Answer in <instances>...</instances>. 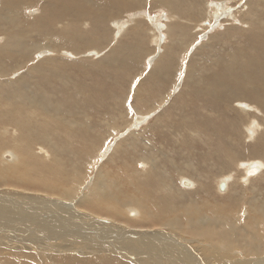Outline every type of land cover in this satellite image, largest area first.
I'll list each match as a JSON object with an SVG mask.
<instances>
[{
  "label": "rangeland",
  "instance_id": "1",
  "mask_svg": "<svg viewBox=\"0 0 264 264\" xmlns=\"http://www.w3.org/2000/svg\"><path fill=\"white\" fill-rule=\"evenodd\" d=\"M59 1L63 3L64 0H55V2H59ZM102 1L103 0H101V2ZM198 1L200 0L190 2L189 4L191 5L193 4V6L190 7L191 5H189L188 3L183 4L180 3V0H175V6H178L177 3H180L179 7L180 9H182L180 11L183 13L186 12L181 19L175 17L174 19L173 16L171 17V15L168 12L170 11V9H167L169 8L168 5L170 6V4L166 3V1L163 0H135L133 1L132 4H124V3L123 5L120 4L119 5L120 10H118L119 13L118 15H116L117 18L114 16L113 18H111L112 20L107 18L109 21L108 20L99 21L98 25L90 22L88 26H84L83 31L87 34L84 38H79L80 40L81 39L82 40L79 43H77L75 49L72 48L73 46L72 44L70 43L67 44L68 42L67 40H60L59 37H57L58 39L57 40L54 39V41L52 42L51 38H54L53 36L50 37L49 35H46L47 33L38 31L40 26L39 24L43 23L45 25L47 21L44 16H41L40 19L35 17L36 19L32 22L34 26L33 29L32 28L31 30L24 29V32H28L29 34L28 36H25L22 39L18 38V40L15 42V46L13 47L14 49L12 48L10 50V47L12 46V44L9 43L10 41L0 36V45L1 46L5 45L4 46L5 49L0 47V66L1 65L4 66V69L0 70V91H1L0 92V126L2 125V123L3 126L10 125L9 122H11L12 125L11 127L13 129H18L17 132L18 137L16 138V140L11 141L8 139L7 141L9 143H7L6 146L4 145L5 144L4 140H6L7 138L1 141L4 146L2 147L3 149L2 148L0 149L1 150L0 161L1 162L3 161L2 163L1 162L0 163L3 165V167L14 166L16 162L18 163L17 157L22 156L24 159L25 157L23 155H27V153H31L30 156L31 158L28 159L26 157L27 159L25 160V164L31 162L33 159H36V157L37 158L40 157L42 160V163L39 164L40 168L35 166L34 170L30 169L27 171L28 173L30 172L28 175L29 177H31L32 175L33 178L36 179H30L31 181L27 180V181L18 182V181H13L10 178H5L4 181L0 183V204L1 203H3L4 205L9 204L7 210H4V208L0 205V213L5 212V217L7 219L11 218L10 220H14L15 217H21V213H20L21 209H22L21 211H23V214L27 215L28 210L26 205L27 204L33 205L35 201V203H37L40 206V209L37 207L35 208L39 210L42 215L50 216L52 214V211L50 210L51 200L52 203L56 201H60V202L69 201L67 198L73 195V192L72 191L70 192V189L67 187L70 186V182L71 183L73 182L72 174L74 172L76 173V170L79 169L83 174L82 181L83 180L84 181L82 182V187L84 189L80 190L79 193L76 194V199H75L76 201H74V199L72 200V202L74 201L75 205L72 202H69L72 205H70V207L68 208H72L74 206L73 207L74 209L69 210L67 213H63L62 214L63 216L70 217L73 214V212L77 210L83 212L84 214H88L90 216V219L99 218V220L104 219V220L112 221L115 224L121 225V227L132 226L138 228L144 226V227L157 228L151 224L140 225L139 223H136V219L142 216L137 212L136 207H132V206L127 207L128 205H125V207L127 208L121 210L120 214L116 216L115 214H109L105 209H103L102 206H100L99 207L100 209L98 210L93 209L92 204L89 202V197L87 195L82 196L84 190L87 191L90 188V186L93 185V181L95 180L97 172L99 173L100 171H102V174L105 175L106 179L109 182H112L115 178L114 170L120 168L121 166L126 165L124 164L126 162L129 163L130 161H133V163L131 164L135 165V167L137 166L139 169H149L150 168L149 164H147L146 168H143L144 159L141 156V153L138 152L137 149L139 150L146 149L149 151V153L151 151L152 154H155L159 163L162 164L161 169L163 170L162 171L163 176L167 177L166 179L169 186L170 184H172L173 189L169 190V200L164 196L163 197L164 204L161 203L162 205H167L169 202L172 203L174 210L173 212L168 214V216L170 217L176 215L175 213L177 212H180V214L178 215L179 217L182 218L186 217L188 215L186 213H191V212L185 209L184 207H189L191 205L196 206L200 209H204L205 211L207 210V213L211 215L212 211L215 209L214 207H217L215 209L216 211L223 208L222 203L229 202L226 205L227 208L231 209L232 206H234L233 208L237 206V208H235V210L237 209V211L233 210V212L240 213L239 214L241 218L240 221H242L245 217L243 213H245V211L248 210L246 203L248 200H252L255 197V194L261 193V198L259 200V203L264 204V180H262L264 178L262 176L264 175V170H262V173L259 174L258 176L256 174L249 175L251 177H254L251 178L252 180L250 181V183L238 182L239 178L243 175L242 174L243 171L240 168V166L237 167L236 166L237 164H235L234 162L231 168L230 162L226 157V155L229 154L230 151L229 155H234L235 157L233 156L234 158L233 161H236V159L238 160L237 153L242 154V156L239 158L238 163L239 164L243 162L246 163L247 158L249 159L255 157V156L248 157L251 156L249 153L250 151L249 148H251V146L254 145L253 143L255 142V140L253 142V140L249 139V137L245 134L246 131L245 127L244 126L239 127V123L238 121H236V119L234 121L233 126H230L228 124L231 118H235L237 116V119H240L239 116L243 115V111L238 109L239 107L237 103L233 104L234 100L231 102H226L227 101L226 98H224L222 94H218L222 91L221 89L223 82H228L234 85L236 83L235 81L236 79L238 82L243 78L244 79L248 78V74H242L241 72L242 71L241 67L242 66L246 67V64L245 63L241 64V63L249 61L248 63L250 64L256 59L255 55L258 52L255 51V53L254 52L252 53V50H250V48L247 45L249 43L251 44V42L249 41L252 40L250 36H252L251 33L253 32L252 31L253 28L251 31L250 29L246 31L248 32V34L247 33L245 34V31L238 30V27L240 26L238 25L239 24L238 22L241 21L242 19H245V21H250V22L252 21L253 26H255L254 30L256 31L258 29L259 30L263 29L262 32H260L261 30L260 31L258 30L260 33H263L264 12L262 10H264V7L262 8L260 7L264 6L263 4L264 1L262 2V0H260V2H258L259 0H250V1L249 0H228V1L217 0V3H221V4L224 3L225 5L226 4L228 5V7L224 6L223 9H220L223 12V14L217 18H209V16L206 14L204 8L206 6L205 3L207 0L204 1L202 0L201 3ZM164 2L166 3L167 6L165 5ZM1 3L3 2L0 1V4ZM160 3L161 4L164 3V4L161 5ZM122 6L123 9H121ZM200 7L202 8V10H204V12L201 10ZM33 8L35 10L38 9L37 7H33ZM256 9L259 10L257 11L258 15L256 14L257 12L254 13ZM65 11H66L65 16L62 14V12H60V10L55 11L53 8L51 10L50 9L47 10L46 12L50 16H54V12H55L56 17L62 18V17H66L69 13V11L67 10ZM228 11H230L229 13H231V16L235 15L236 13L234 17L235 19H231L230 15L228 16L226 15ZM134 12H136L135 15H137L136 18L134 17L133 19L134 21L133 20L130 21L125 31H123L120 35L116 37L118 32H117V28L114 26L116 25L115 22H118L120 24H122L123 22L124 23L128 22L129 16H131L132 13L134 14ZM137 12L140 15H138ZM143 12L145 14H143ZM197 12L200 13L198 14ZM167 13L169 16L167 15ZM21 14H22L21 25H24L26 23H28L29 25L30 21L27 22L26 20L28 18L27 17L26 19L24 18L25 12H22ZM34 14L35 13H33V16ZM200 14H202L203 17H201ZM250 14H253V16L251 17ZM197 15L200 18V20L197 17ZM207 16L208 18H206ZM261 16H263L262 17L263 19L260 18ZM66 18L70 20L69 17ZM257 18L258 20L259 19L260 20L256 21ZM40 20L42 21L40 22ZM176 22L178 25L176 24ZM254 22L255 23L258 22L259 24L256 25ZM261 22L263 24H261ZM219 23H220V27L219 26L217 27ZM99 24L100 25L103 24V27L102 25L99 27ZM62 26H63L62 23L57 24V27L59 28H61ZM256 26H258L257 29ZM159 27L161 29H159ZM189 27L192 29H190ZM78 30L77 32L74 31L75 41L76 38L78 37L77 36V33L79 32ZM230 30L233 32H231ZM228 34L229 35L232 34V35L229 37ZM236 35L239 36L238 38H240V40L237 38ZM188 36L190 37V39ZM241 37L243 38L241 39ZM248 37H250L251 39ZM90 38H92L93 40L95 39L101 45L98 44L99 46H97L95 40L94 43L93 42L89 43V41H93ZM232 40L234 41L236 40V41L235 42L233 41L231 43L230 41ZM47 41L50 42V48L49 46L48 48L45 47V45L47 46V44H49L47 43ZM58 41H62V43ZM38 42L40 44L43 43L42 44L43 46L38 44ZM83 42L89 44L84 45ZM225 42H227L226 45ZM81 43L82 46L86 47L85 50H83L84 47L81 48ZM241 43H243L245 50L240 52ZM31 44L33 47L31 46ZM17 45L18 47H16ZM93 45L96 46L93 47ZM54 46H57L55 50L57 52L52 51ZM87 46H89V48H87ZM62 49L64 50V53ZM234 52L235 55L236 54L237 55L235 58L232 59V63H230L231 65L229 63L227 64L223 62L224 59L222 57L224 55L225 57L228 55L227 58H232L234 56H232L231 54ZM247 53H249V56L246 57V55L244 54ZM240 54H242L243 56L242 55L240 56ZM248 57H251V60H249ZM221 60L225 65L227 64L226 65L227 70L225 68V65H223V63L221 62ZM75 61L78 63H76ZM209 61L212 63L210 64ZM229 65L232 67L230 68ZM32 67L33 68L36 67L35 70L39 68L38 70L40 71L37 70L38 72H34L37 78L31 80L30 83L34 81L33 83H40L41 85L36 84V86H32V87L28 86V88L36 92L40 90L41 86H44L48 90L50 97H54L58 95L57 107L62 111L56 115L59 116L58 117L59 119L61 120L64 119L67 122L66 126L68 128L60 124L59 127H53L51 130L49 129V131L48 129L45 131H41L40 128H43L45 124L39 123L38 125H36V123L34 124L33 122L24 124L22 128L19 122H17L16 119L14 118L13 115H15V113L13 112H16V108L14 107V104L21 102L23 104V101H20V98L23 96L22 94L24 93V91L18 88H20V83L25 82V79L27 82L29 81L30 77H28L27 75L32 73V71L30 70V68ZM205 67L207 69L204 70V72H202L200 75H197L199 74V71L205 69ZM42 69H46L48 70V72L45 73L41 71ZM198 69L200 70L198 71ZM1 73L6 75H1ZM236 74L238 78L236 77L235 79ZM8 76H10V78ZM226 76H228L230 80L229 79L226 80L227 79ZM259 79L260 78H258L256 83L260 81ZM12 81L13 82L16 81L17 84L16 82L11 83ZM218 83H220L221 86V87L219 86V92L214 90L213 88L217 86ZM261 83L262 82L260 81V84ZM207 84L209 85V87ZM81 85L84 89L81 88ZM263 85L264 83H262V87L261 85L260 86L257 85V87L262 88L264 90ZM16 87L17 89H15ZM14 89L15 91L13 92L12 90ZM79 89L81 90L79 91ZM81 91L82 93H80L79 95V92ZM124 91L126 95L124 94ZM212 93L215 94L213 95V97L211 96ZM51 94H53L54 96H52ZM81 94L84 95V97ZM179 95H182V97L177 98L179 97ZM263 95H264V91H263ZM70 96H72L73 99ZM202 96L205 97L203 98ZM74 97H75V101H74ZM12 98H16V99L14 100ZM76 100L78 102H76ZM14 101L16 102L14 103ZM252 101H254L252 98H247V100H243L244 104L250 103ZM261 101L264 102V99H262ZM262 102L261 104H263ZM226 103L228 108H226ZM8 104L10 105V107H8L9 106ZM179 104H181V107ZM233 105L235 106V108H237L236 112L235 110H233L234 107ZM24 107L26 109V106ZM202 107L209 108V111H205L206 109L205 108L203 109ZM259 108L262 109V112L260 111V113L256 117V120L259 122V125L262 127V132H263L264 120L262 119V115H264V108L261 105ZM211 109L213 110L210 111ZM72 110L74 116L76 117L73 116ZM10 112H12V114ZM208 113L209 115H207ZM236 113L238 114L236 115ZM189 115H191L194 118L192 122L193 127H197L199 129L198 131L200 132L198 133L193 132L192 130H189L188 126L184 124L185 118L189 117ZM215 115L216 118L218 117V119H215L214 117ZM114 120H116L118 124L117 129L111 128L112 126L111 122H115ZM248 120L249 118L248 117L246 118L245 116L244 122L247 123ZM194 121H196V124ZM14 122L15 124H13ZM184 125L185 128H188V130H184V129L182 130ZM235 126H238L239 129L237 127L235 128ZM24 127L27 128L28 131ZM224 127L226 130L224 129ZM32 129H34V131H32ZM105 129H107L108 133L106 132ZM67 131L69 134L66 133ZM258 131L261 132L260 130ZM46 133H51V135H55L54 138L57 146H53L49 148L48 146L50 144L48 142L46 141L44 143L42 142V138L44 137V135H46ZM232 134H234L235 136ZM5 136L7 135L5 134ZM62 136L64 137L67 136V137L65 139ZM239 138L241 140H238ZM125 140L128 141V145L125 144L126 142ZM206 141L210 143L208 144ZM263 141L264 138L260 136V140H259L260 144ZM215 142L219 143V145H217ZM23 148L25 150H21ZM221 148L223 151L221 150ZM115 149L118 150L116 151ZM240 149L243 150L241 151ZM245 150L248 152H245ZM127 152H130V155L132 156L133 159L130 158L127 161L124 160L126 158L125 156H127ZM205 153H207L208 155ZM260 154L261 153H256L258 157H261L262 154L261 155ZM166 156L167 158H165ZM168 158L169 160H167ZM261 158L264 159V156H262ZM229 159L231 160L232 158ZM17 165L20 164L18 163ZM27 165H33V164L29 163ZM192 166L194 167L192 168ZM199 166L201 168H198ZM229 166L231 169L229 168ZM53 174L56 176V178H60V179L68 178L71 180L64 181L58 184L57 186L54 184H49L45 180L49 179L52 176L54 177ZM232 174H234L235 177ZM225 175L226 176L232 175L233 179L236 180L235 182L238 183L235 184V182H233V186H230V188L228 189L225 188L224 190H221L217 184L220 178L223 179L224 177H226ZM183 178H185L186 182H190V181L193 182L192 183L193 187L182 185L181 180ZM143 180L145 181V183L146 182L148 183L149 181L146 177ZM258 180H262L258 182L259 189L254 190L253 183H256ZM116 181L118 183H122V180L116 179ZM86 187L88 188L86 189ZM249 187H251L252 189H250ZM127 193L128 194L121 195V197L123 198L124 195L135 196L136 194H137L136 196H140V192L139 193L135 192V195L134 192L132 191H129ZM178 195L179 197H177ZM81 198L82 200L79 202V199ZM25 199L28 203L25 201ZM230 205L232 206L230 207ZM149 206L151 207L152 210L153 207L151 205ZM14 207H17V209ZM241 207L242 210H240ZM131 213L132 214L135 213V216L132 215ZM222 216L228 217L229 215L227 213H224L222 214ZM29 217L32 218L31 215ZM261 217L264 218L263 214L261 215ZM18 222L19 219L16 220L17 224ZM23 225L24 227H27L28 231H32V230L44 231L47 229L45 232H50L48 230L49 226H38L37 228L36 225L33 228V226H31L26 222H23ZM109 226L115 228L117 231H120L118 230L117 226L114 225H109ZM109 226H105V227H109ZM161 226L164 225L161 224ZM6 227L8 228V226L3 227V229L1 230V234L6 232L7 229ZM16 227H19V224ZM56 227L57 226H55V228ZM164 228H157V229L173 232L172 236L174 238L177 237L175 238L177 242L174 241V243L188 242L191 246H193V248L195 249L197 248L196 250L199 252V254H201L200 250L203 249L202 247H210L209 243L215 244V241L213 239L203 240V237L201 235L198 236L193 235V233H191L187 229V226H184V228L182 229L170 228V227H167L165 229ZM145 229L149 230L147 228ZM24 230L27 231L26 229ZM250 232L259 234V232H257L255 228L250 229ZM21 233L23 234V232ZM41 236H46V234L40 233V236H38L39 240H42ZM87 238L88 237H86L81 244H86ZM24 239L25 238H22L21 240L24 242L25 241ZM94 240L97 243L98 238L95 237ZM5 241H10V240H5ZM22 241L20 242L22 243ZM34 245L37 246L36 248L40 249V251L42 252L41 256L44 259L43 260L42 257L37 255L35 257L34 264H65L63 262V259L68 256L80 260L76 255L68 254L66 253V251L65 253L62 252L57 253L54 252L53 248L41 247L36 243H34ZM0 246H1L0 263L4 262L2 261V259L5 260L12 257H13L12 259H21L24 262L30 260L28 259L27 256H24L23 258L22 253L17 254L13 252L14 254L11 255L9 253L10 251L7 252V256H5L6 251L3 250L8 248L9 244L7 243L5 245V243H1ZM139 246L142 247L141 245ZM218 248L221 249L222 247L219 245ZM34 249L35 248H33V250ZM1 251H3L4 253H2ZM242 252L244 251L242 249H239V252L236 253L238 255L237 257L246 258L247 264H255L260 262L261 264H264L263 262L264 250L261 253L257 255H253L251 257L246 254L242 255L243 254ZM54 253H56L55 255L58 256L56 260L51 255ZM21 256L22 258H20ZM169 258L171 259V264H175V259L172 258L171 256H169ZM107 262L108 261H106L105 263ZM29 263L32 264L33 261L32 262L29 261Z\"/></svg>",
  "mask_w": 264,
  "mask_h": 264
},
{
  "label": "bare ground",
  "instance_id": "2",
  "mask_svg": "<svg viewBox=\"0 0 264 264\" xmlns=\"http://www.w3.org/2000/svg\"><path fill=\"white\" fill-rule=\"evenodd\" d=\"M0 1L3 2V3L0 4V36L2 38L4 37L6 40L8 39V41H10L9 43L12 44V46L10 47V50H11L15 46V42L18 40V38L22 39L23 37L28 36L29 33L28 32H24V29H27V30L28 29L31 30V28L33 29L34 26H33L32 22L36 19L35 17L40 19L41 16H44L47 21H46L45 25L43 23L39 24L40 26H39V30L38 31L45 32V33H47L46 35H49L50 37L53 36L54 38H51L52 42L54 41V39L57 40L58 39L57 37H59L60 40H67L68 41L67 44L68 43L72 44L73 45L72 48L75 49L77 43H79L82 40V39L80 40L79 38H84L86 36V34H87V33H85L83 31L84 30V26H88L90 24V22L95 23L96 25H98L99 21H105V20H108L107 18L111 19L114 16L116 17V15H118V13H119L118 10H120V7H119L120 4H122V5H123V3L124 4H132L133 1H135V0H103L102 2H101V0H64L63 3L61 1L55 2V0H44V1H42V0H0ZM163 1H166V3L170 4V6L168 5L169 8H167V9H170V11H168V12L171 15V17L173 16V18L175 17V18L181 19L182 16H184L186 12L183 13V12L180 11L182 9H180L179 4L180 3H183V4L188 3L189 4L190 2H192V1L194 2V1H197V0H180V3H177L178 6H175V0H163ZM201 1L202 0H200L198 2L201 3ZM263 1L264 0H262V2ZM258 2H260V0ZM166 3H165V5H166ZM163 4H161V5H163ZM205 4H206V6L204 5L205 6L204 9H205L206 14L209 16V18H217V17H219L220 15L223 14V12L220 9H223L224 6L228 7L227 4L225 5L224 3H222V4L221 3H217V0H207ZM189 5H191V4H189ZM166 6H165V8H166ZM192 6H193V4L190 7H192ZM33 7H37L38 9L35 10ZM255 7H254V9H255ZM262 7H264V6H261L260 8H262ZM52 8L55 11L60 10V12H62V14L64 16H65V13H66L65 10L69 11V13H68V15L66 17H69L70 20L67 19L66 17H62V18L61 17L60 18L56 17L55 16L56 15L55 12H54V16L48 15L46 11L49 10V9L51 10ZM124 8H126V7H124ZM121 9H123V6L121 7ZM201 10H202V8H201ZM187 11H190V10H187ZM202 11L204 12V10H202ZM257 11H259V10L256 9V11H254V13H256ZM260 11H261V9H260ZM262 11L264 12V10H262ZM22 12H25L24 18L25 19H26V17L28 18V19H26L27 22L30 21L29 25H28V23H26L24 25H21V19H22L21 18L22 17L21 13ZM229 12L230 11H228L226 13L227 16L228 15L231 16V13H229ZM33 13H35L34 16H33ZM135 13L136 12H134V14L132 13L131 16H129V21L125 22V23L123 22L122 23L123 25L118 23V22H115L116 25H114V26L117 28V32H118L116 37L118 35H120L123 31H125L126 27L128 26V23L130 21H132L134 19V17L136 18L137 15H135ZM137 14H138V12H137ZM143 14H145V13L143 12ZM256 14L258 15V12ZM138 15H140V14H138ZM167 15H168V13H167ZM200 15H201V17H203L202 14H200ZM235 15H236V13H235ZM235 15H232L231 19H235L234 18ZM250 15H251V17L253 16V14H250ZM259 15H260V13H259ZM143 16H145V15H143ZM208 16L206 18H208ZM197 17H198V15H197ZM262 17L263 16H261L260 18H262ZM199 20H200V18H199ZM259 20L257 18L256 21H259ZM41 21L42 20H40V22ZM177 22H178V20H177ZM177 22H176V24H177ZM251 22L250 21H245V19H242L241 21L238 22L239 23L238 25H240L238 27V30L245 31V34L246 33L248 34V32H246V31H248L249 29L251 31L252 28H253V30H252L253 32L251 33L252 36H250L252 38V40L249 41V42H251V44L248 42L249 44H247V45L250 48V50H252V53L253 52L255 53V51L258 52L255 55L256 59L253 62H251L250 64L248 63L249 61L248 62H243L242 61L243 63H241V64H244V63L246 64V67H244V66L241 67V69H242L241 72H242V74H248V78L244 79L242 77L243 79H241L240 81L237 82V79H236L237 74H236V76H235L236 83L233 85V84H230L228 82H223L222 83V89H221L222 91L220 93H218V94H222V96L224 98H226V100H227L226 102H231V101L234 100L233 104L237 103L238 107H239L238 109L243 111V115L239 116L240 119H237V116L235 118H231L229 120L228 124L230 126H233L234 125V121L236 119V121H238V123H239V127H243V126L245 127V130H246L245 134L249 137V139L253 140V142L255 140V142L253 143L254 145H252L253 147L251 146V148H249L250 149L249 153H250L251 156H248V157H253V156H255V157L254 158H249V159L247 158V162L246 163H244V162H243L244 164L243 163H240V164L238 163L239 162V158L242 156V154H238L237 153L238 160L236 159V161H233V159H234L233 156L234 155H229L230 151H229V154L226 155L227 159L230 162L231 168H232V166H233L232 164L234 162L235 164H237L236 165L237 167L240 166V168L242 169V171H243L242 174L243 175L238 180V182H242V183H250V181L252 180L251 178H254V177H251L249 175L256 174L258 176L259 174L262 173V170H264L263 169L264 168V159L261 158L262 156H264V144H263L264 141L261 144L259 142L260 136H262V138H264L263 137L264 136V131L262 132V127L259 125V122L256 120V117L258 116L260 111L262 112V109L259 108L260 105L264 108V102L261 101L262 99H264V95H263V91L264 90L262 88H258L257 87V85H259V86L261 85V87H262V83H264V32L260 33V32H262L263 29H260L261 31L258 29L260 32L258 30H256L257 31L256 32L254 30L255 26H253V22L252 23ZM262 22H261V24L264 23V22L263 23ZM58 23H62L63 26L61 28L57 27ZM132 23H134V22H132ZM157 24H158V22H157ZM255 24L257 25L259 23L256 22ZM101 25L103 27V24H101ZM101 25L99 24V27ZM198 25H200V24H198ZM50 26H51V28H50ZM218 26L220 27V23H219V25H217V27ZM263 26H264V24H263ZM257 27L258 26H256V29H257ZM259 28H260V26H259ZM36 29H37V27H36ZM159 29H161V28L159 27ZM159 29H157V30H159ZM190 29H192V28H190ZM77 30L79 32L77 33L78 37L76 38V41H75L74 40V35H75L74 31L77 32ZM182 31H184V30H182ZM231 32H233V31H231ZM186 33H189V32H186ZM231 35H229V37ZM238 37L239 36H237V38ZM243 37H244V35H243ZM243 37H241V39ZM250 37H248V38H250ZM2 38H1V40H2ZM225 38H227V37H225ZM90 39H92V38H90ZM189 39H190V37H189ZM235 39H236V37H235ZM238 39L240 40V38H238ZM94 40L93 41H89V43H91V42L94 43ZM49 41H47V43H49V44H47V46L45 45L46 42L44 43L45 47H47V48H48V46L50 48V42ZM233 41L234 40H232L230 42L232 43ZM58 42L62 43V41H58ZM89 43H87V44H89ZM95 43H97V46H99L98 44H100L96 40H95ZM226 43L227 42H225V45H226ZM38 44H40V43L38 42ZM42 44H40V45H42ZM83 44L85 45L86 42L85 43L83 42ZM90 45H92V44H90ZM233 45H235V44H233ZM238 45H239V43H238ZM4 46L0 45V47L5 49ZM31 46H32V44H31ZM94 46H96V45H93V47ZM251 46H252V49H251ZM16 47H18V45ZM37 47H39V46H37ZM82 47H84L83 50H85L86 47L82 46V43H81V48ZM56 48H57V46H54L52 51H55ZM87 48H89V46H87ZM26 49H27V47H26ZM229 50H230V48H229ZM231 50H233V49H231ZM243 50H245V48L243 46V43H241L240 52L243 51ZM62 51L64 53L63 49H62ZM55 52H57V51H55ZM1 53H3V52H1ZM223 53H224V51H223ZM242 54H240V56ZM226 55H227V53H226ZM231 55L234 56V57L227 58L228 55L226 57L224 55L222 57L224 59L223 62H225L227 64L228 63L229 64L232 63V59L235 58L237 54L235 55V52H234ZM231 55H229V56H231ZM244 55H246V57H247V56H249V53L244 54ZM240 56H239V58H240ZM58 58H59V56H58ZM244 59H245V57H244ZM248 59L251 60V57H248ZM60 61H62V60H60ZM235 61H237V60H235ZM221 62H222V60H221ZM43 63H44V61H43ZM76 63H78V62H76ZM209 63L211 64L212 62L209 61ZM32 65H34V64H32ZM223 65H225V64L223 63ZM226 65H225V68L227 70ZM34 66H36V65H34ZM239 66H240V64H239ZM231 67L232 66H230V68ZM35 68L36 67L30 68L32 73L27 75L28 77H30V79L28 81L29 83L26 81V79H25L24 83H20V88H18V89H22L24 91V93L22 94L23 96L20 98V101H23V104H24V106H26V109L23 106L22 102L21 103H15L16 101H14V103H15L14 107L16 108V112H13V113H15V115H13L14 118L16 119L17 122H19V124L21 125L22 128H23L24 124H28V123H31V122H33L34 124L36 123V125H38L39 123H44L45 126L43 128H40L41 131H45L47 129L49 131V129L51 130L53 127H59L60 124L64 125V127H67L66 126L67 122L64 119L63 120L59 119L58 118L59 116L56 115V114H59L62 111L61 109H59L57 107L58 95L54 96L53 94H51L54 97H50V94L48 93V90L44 86H41L40 90L36 91L37 93L34 92V90H31V89L28 88V86L32 87V86H36V84L41 85L40 83H33L34 81L30 83L31 80H34L35 78H37V76L34 74V72L40 71V70H38L39 68L36 69V70H35ZM3 69H4V66L1 65L0 66V70H3ZM46 69H48V68H46ZM46 69H42L41 71L47 73L48 70H46ZM206 69H207L206 67H205V69H202V70L198 69V71L199 70L200 71H199V74H197V75H200ZM226 70H224V71H226ZM237 72H238V70H237ZM1 75H6V74H2L1 73ZM32 75H34V76H32ZM177 76H179V75H177ZM231 76H232V74H231ZM8 77L10 78V76H8ZM226 78H227L226 80L229 79L228 76H226ZM240 78H241V76H240ZM258 78H260L259 80L262 82L261 84H260V81L258 82L259 84L256 83ZM176 79H177V77H176ZM178 80H179V78H178ZM204 80H203V82H204ZM219 80H220V78H219ZM23 81H24V79H23ZM235 81H233V82H235ZM15 82L16 81H14V82L12 81L11 83H15ZM116 82H117V80H116ZM167 83H168V81H167ZM16 84H17V82H16ZM213 84H214V82H213ZM65 85H67V84H65ZM203 85H204V83H203ZM22 86H23V88H22ZM219 86H220V83H218L217 86L213 87L214 90L219 92ZM94 87H95V85H94ZM208 87H209V85H208ZM81 88H83L82 85H81ZM15 89H17V87ZM15 89L12 90V91L14 92ZM197 89H200V88H197ZM80 90L81 89H79V91ZM80 93H82V91L79 92V95H80ZM124 94H125V91H124ZM213 95H215V94L212 93L211 96L213 97ZM82 96L84 97V95H82ZM205 96H207V95H205ZM70 97L72 98V96H70ZM133 97H135V96H133ZM181 97H182V95H179V97H177V98H181ZM220 98H221V96H220ZM247 98H252L254 100L252 102H254V103L250 102V103L244 104L245 101L243 102V100H247ZM12 99L15 100L16 98H12ZM50 99L53 100L54 102L51 101ZM6 100H7V98H6ZM74 101H75V97H74ZM204 101H203V103H204ZM76 102H78V101L76 100ZM261 102L263 104H261ZM179 105L181 107V104H179ZM8 107H10V105ZM75 108H78V107H75ZM204 108L206 109L205 111H209V108H207V107H204ZM226 108H228L227 107V103H226ZM236 109L237 108H235V106H234L233 110H235V112H236ZM212 110L213 109H211L210 111H212ZM10 113L12 114V112H10ZM72 113H73V110H72ZM209 113L207 115H209ZM237 114L238 113H236V115ZM67 116H69V115H67ZM73 116H74V113H73ZM245 116H246V118L247 117L249 118L247 123L244 122V117ZM74 117H76V116H74ZM212 117H213V115H212ZM214 117H215V119H218V117L216 118V115ZM206 118H205V120H206ZM113 119H115V118H113ZM262 119L264 120V115H262ZM193 120H194V118L191 115H189V117L185 118L184 124L186 126H188L189 130H192L193 132H197L198 133L200 131H198L199 129L197 127H193V124H192ZM108 121H109V119H108ZM114 121L115 122H111V125H112L111 128L112 129H114V128L117 129L118 128V124H117L116 120H114ZM194 122L196 124V121H194ZM223 122H224V120H223ZM225 123H223V124H225ZM9 124L10 125H4L3 126V123H2V125L0 126L1 127L0 128V149L4 145L6 146V144L9 143L7 141L8 139L11 140V141H14L18 137V134H17L18 129H13L11 127L12 126L11 122H9ZM13 124H15V122ZM171 124H173V123H171ZM185 125L182 128V130L183 129L184 130H188V128H185ZM201 126H203V125H201ZM223 126H225V125H223ZM258 126H259V129H258ZM236 127L238 128V126H235V128ZM226 128H228V127H226ZM25 129L27 130V128H25ZM224 129H225V127H224ZM230 129H231V127H230ZM105 130L107 132V129H105ZM258 130H260L261 132H259ZM32 131H34V129H32ZM9 132H10V134H9ZM228 132H229V130H228ZM66 133H68V131ZM5 134L7 136H5ZM61 134H63V133H61ZM232 135H234V134H232ZM54 136L55 135H51V133H46V135H44V137L42 138V142L43 143L45 141L48 142L50 144L48 146L49 148H51L53 146H57ZM219 136H220V134H219ZM62 137H64V136H62ZM66 137H64V138L66 139ZM4 139H6V140H4ZM3 140H4V143H5L4 145L1 142ZM238 140H241V139L239 138ZM81 141H83V140H81ZM125 141H126L125 144L128 145V141L127 140H125ZM72 142H74V141H72ZM241 142H243V141H241ZM216 144L219 145V143H216ZM221 145H223V144H221ZM242 145H243V143H242ZM29 147H31V146H29ZM79 148H81V147H79ZM25 149H26V147H25ZM25 149L23 148L21 150H25ZM137 150H138V152L141 153V156L144 159L143 168H146L147 164H149V166H150L149 169H139L137 166L135 167V165L131 164V163H133V161H130L129 163L126 162L130 158L133 159L132 156L130 155V152H127V156H125L126 158L124 159V160H126L125 161L126 163H124L126 165L121 166L120 168H117V169L114 170L115 171V174H114L115 178H114V180L112 182H109L106 179L105 175L102 174V171H100L99 173L97 172L96 177L94 176L95 180L93 181V185H91L90 188L87 191L84 190L82 196H86L87 195L89 197V202L92 204L93 209H95V210L100 209L99 207L102 206L103 209H105L109 214H115L117 216L118 214H120L121 210L126 209L127 207H130V206L136 207L137 212L142 215V216H140V217H138L136 219V223H139L140 225L151 224V225H153V226H155L157 228L170 227V228H179V229H182V228H184V226H187V229L191 233H193V235H195V236L201 235L203 237V240L213 239L215 241V244H212V243L208 242L210 244V247H202L203 249H201V250L199 249L201 251V254H199V252L196 250L197 248L196 249L193 248V246H191L188 242L174 243V241L177 242L175 240V238H177V237L174 238L172 236L173 232H170V231H164V230H160V229H157V228L144 227V226H141V227H138V228L132 227V226H122L121 227V225L115 224L112 221L104 220L103 218H102L103 220H99V218L98 219L97 218L90 219V216L88 214H84L83 212H80V211H77V210L74 211L73 214L70 217L63 216L62 215L63 213H67L69 210L74 209L73 208L74 206L72 208H68V207H70V205H72L69 202H72L73 199H74V201H76L75 200L76 199V194H78L80 190L84 189L82 187V182L84 181V180L82 181L83 174H82V172L79 169H77L76 170L77 174L75 172L72 174L73 182L72 183L70 182V186L67 187V188L70 189V192L71 191L73 192V195L68 197V198L66 197L69 201H64V202L63 201L62 202L56 201V202L52 203V200H51L50 201V205H51L50 206V210L52 211V214L50 216L42 215L40 213V211L35 208V207H37V208L40 209V206L37 203H35L34 200H33L34 201L33 205L32 204H27L26 205L27 210H28L27 211L28 214L25 212L27 215H24L23 211H21L22 210L21 209L20 210L21 217H15L14 220H10L11 218L7 219L5 217V212L4 213H0V245H1V243H5V245L7 243L9 244L8 248H6V249L3 248L4 249L3 251H6V253H5L6 255L5 256H7V252H9V251H10L9 253L11 255L14 254L13 252H15L17 254L18 253L19 254L22 253L23 254L22 255L23 258H24V256H27L28 259H30L29 261L30 262L33 261L32 264H34V260H35V257L37 255L42 257L41 256L42 252L40 251L39 248H36L37 246L34 245V243H36L37 245H39L41 247L53 248L54 252H57V253L58 252L65 253V251H66V253L72 254V255H76L80 259V260H78V259H75L73 257L68 256V257L63 259V262L65 264H171V259L169 258V256H171L172 258L175 259V264H247V259L246 258L237 257L238 255L236 253L239 252V249H242L244 251V252H242L243 253L242 255L246 254V255H248L250 257L253 256V255H257V254L261 253L264 250V218L261 217L262 214L264 216V204H260L259 203V200L261 198V193L255 194V197L252 200H248L247 201L246 205L248 207V210L245 211V213H243V215L245 217H244V219L242 221H240V219H241L240 215H239L240 213L233 212V210H235V208H237V206H235V208H233L234 206L230 205V207L232 206L231 209L227 208L226 205L229 202L222 203L223 208H221L219 210L215 211V209L217 207H214L215 209L212 211L213 215L212 214L209 215L207 213V210L205 211L204 209H200V208H198L196 206H193V205L189 206L187 204L189 207H184V208L187 209L188 211H190L191 213H186V214H188L186 217H184V218L179 217L178 215L180 214V212H177V213H175L176 215L170 217V216H168V214L173 212V210H174V207H173L172 203L169 202L167 205H162L161 203H163V197L164 196L169 200V190L173 189L172 184H170V186H169V184L167 182V179H166L167 177L163 176V173H162L163 170L161 169L162 168L161 167L162 164L159 163V161L156 158L155 154H152L151 151L149 153V151L146 150V149H145L146 151L142 150V149H140V150L137 149ZM221 150H222V148H221ZM26 151H28V150H26ZM208 152H209V150H208ZM245 152H248V151L245 150ZM1 153H4V152H1ZM166 153H168V152H166ZM235 153H236V151H235ZM256 153H261L262 154V155L260 154L261 157H258L256 155ZM205 154H207V153H205ZM247 155H249V154H247ZM0 156H1V154H0ZM23 156L25 157L24 159H23L22 156L17 157L18 163L20 165H17L18 163L16 162V164L14 166H4L3 167V165L1 164L3 161L2 162L0 161L1 162L0 163V183L3 182L5 178H10L11 180L18 181V182L27 181V180L31 181L30 179H36V178H33L32 175H31V177H29L28 175H29L30 172L28 173L27 171L30 170V169L34 170L35 166L39 167V164L42 163L41 158L40 157H38V158L36 157V159H33L31 162H29V163H32L33 165H27L29 163L25 164V160L27 158L28 159L31 158L30 157L31 153H27V155H23ZM211 156H212V154H211ZM219 157H220V155H219ZM119 158H117V159H119ZM165 158H167V156ZM215 158H217V157H215ZM229 158H232V159L230 160ZM167 160H169V158ZM244 160H245V158H244ZM206 165H208V164H206ZM193 167L194 166H192V168ZM198 168H201V167L199 166ZM229 168H230V166H229ZM63 169H65V168H63ZM204 170H207V169H204ZM232 175L235 177L234 174H232ZM232 175H228V176L225 175L226 177H224L223 179L220 178V180H219L217 185L219 186V188L221 190H224V189H222V185L223 184H225V188H227V189L230 188V186H233V182H235L236 180L233 179ZM262 176L264 177V175H262ZM45 177H46V175H45ZM54 177L52 176V177H50L49 179H47L45 181H47L49 184H54V185L57 186L58 184H60V183H62L64 181L71 180V179H68V178H61V179L60 178H56L55 175H54ZM145 177L149 180L148 183L147 182L145 183V181L143 180ZM185 178H183L181 180V184L185 185V186H188V187H190V186L193 187V184H192L193 182H191V181L190 182H186ZM116 179L122 180V183H118L116 181ZM262 180H264V178ZM262 180H258L256 183H253V186H254L253 189L254 190H258L259 189L258 182L262 181ZM194 182H195V180H194ZM238 182H235V184H237ZM89 183H91V182H89ZM49 184H47V185H49ZM87 186H88V184H87ZM81 187H82V189H81ZM87 188L88 187H86V189ZM249 188L252 189L251 187H249ZM129 191L134 192V195H135V192L136 193L140 192V196H136L137 195L136 194L135 196H125L124 195L123 198L121 197V195H123V194H128L127 192H129ZM177 197H179V195ZM81 200H82V198L79 199V202ZM25 201H26V199H25ZM74 201L72 203L75 205ZM110 201H112V202H110ZM4 202H6V201H4ZM0 205L4 208V210H7V208L9 207V204L4 205L3 203H1ZM20 205H21V203H20ZM20 205H19V207H20ZM125 205H128V206L125 207ZM149 205H151L153 207L152 210H151V207ZM14 208L17 209V207H14ZM130 209H132V208H130ZM210 209H211V207H210ZM240 210H242V207L240 208ZM235 211H237V209ZM224 213H227L229 216L228 217L222 216V214H224ZM30 215L32 216V218L29 217ZM132 215L135 216V213H133ZM17 219H19V222H18L19 227H16V226H18V224L16 223ZM23 222H26V223L30 224L31 226H33V228L36 225H37V228H38V226H49L48 230L50 232H45L47 229L44 230L45 229L44 227H43L44 231H42V230L41 231H33V230L32 231H28L27 227H24ZM161 224H163L164 226H161ZM109 225H114V226L119 225L117 227H118V230H120V231H117L115 228L110 227ZM4 226H8V228L6 227L7 228V229L5 228L6 232L1 234V230L3 229ZM55 226H57V227L55 228ZM105 226H109V227H105ZM145 228H147L149 230H146ZM252 228H255L257 230V232H259V234H255L253 232H250V229H252ZM24 229H26L27 231H25ZM21 232H23V234ZM40 233L46 234V236H41L42 240L38 239L39 238L38 236H40ZM86 237H88L86 244H81ZM95 237L98 238L97 243L94 240ZM22 238H25L24 242L21 240ZM194 238H196V237H194ZM160 239H163V240H160ZM5 240H10V241H5ZM20 241H22V243ZM178 241H179V239H178ZM204 242H207V241H204ZM139 245H141L142 247H140ZM219 245L222 247L221 249H219L220 247L218 248ZM33 248H35V249L33 250ZM3 251H1V252L4 253ZM55 254L56 253L51 254V255L56 260L58 258V256H56ZM18 256H20V255H18ZM22 256L20 258H22ZM9 257H11V256H9ZM12 258L5 259V260L2 259V261H4V262L1 261L2 263H0V264H31V263H29L28 260L24 262L21 259H12ZM106 258H109V259H106ZM42 259H43V257H42ZM106 261H108V262L105 263ZM255 264H261V262L260 263H255Z\"/></svg>",
  "mask_w": 264,
  "mask_h": 264
},
{
  "label": "water",
  "instance_id": "3",
  "mask_svg": "<svg viewBox=\"0 0 264 264\" xmlns=\"http://www.w3.org/2000/svg\"><path fill=\"white\" fill-rule=\"evenodd\" d=\"M222 189H225V184L222 185Z\"/></svg>",
  "mask_w": 264,
  "mask_h": 264
}]
</instances>
